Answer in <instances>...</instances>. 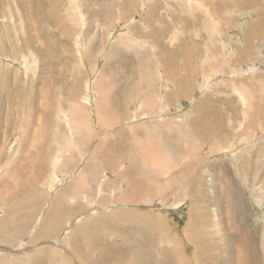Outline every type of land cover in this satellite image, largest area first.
Segmentation results:
<instances>
[{"label":"rangeland","instance_id":"1","mask_svg":"<svg viewBox=\"0 0 264 264\" xmlns=\"http://www.w3.org/2000/svg\"><path fill=\"white\" fill-rule=\"evenodd\" d=\"M246 254L264 264V0H0V264Z\"/></svg>","mask_w":264,"mask_h":264},{"label":"crops","instance_id":"2","mask_svg":"<svg viewBox=\"0 0 264 264\" xmlns=\"http://www.w3.org/2000/svg\"><path fill=\"white\" fill-rule=\"evenodd\" d=\"M36 221V219H35ZM35 223V222H34ZM119 239L115 238L114 236H111L109 234H106L105 231L101 234V238L98 239L97 241H95V245L97 246V248L100 249H110V253H103V257H111V252L114 254L111 258L113 260H115L116 257V247L119 246ZM42 250H40L41 252ZM119 251V250H117ZM101 256V255H100Z\"/></svg>","mask_w":264,"mask_h":264},{"label":"bare ground","instance_id":"3","mask_svg":"<svg viewBox=\"0 0 264 264\" xmlns=\"http://www.w3.org/2000/svg\"><path fill=\"white\" fill-rule=\"evenodd\" d=\"M235 1V0H234ZM249 1V0H248ZM252 1V0H251ZM256 1V0H255ZM198 3V2H197ZM239 3V2H238ZM252 3V2H251ZM250 3V4H251ZM254 5H256V4H254ZM241 7V6H240ZM253 8V7H252ZM222 11V10H221ZM210 15V14H209ZM260 19V18H259ZM262 20V19H261ZM263 21V20H262ZM258 23V22H257ZM261 26V25H260ZM260 29H261V27H260ZM224 54V53H223ZM178 62V61H177ZM173 71V70H172ZM168 72V71H167ZM171 74V73H170ZM224 75V74H223ZM216 79V78H215ZM241 94V93H240ZM243 100V99H242ZM74 109V108H73ZM77 110V109H76ZM74 112H76L75 111V109H74ZM81 118V117H80ZM77 119V118H76ZM75 119V120H76ZM80 120V119H79ZM78 120V121H79ZM210 123V122H209ZM79 126H82L81 125V123H80V125ZM211 128H212V126H211ZM79 133V132H78ZM80 134V133H79ZM80 135H78V137H79ZM88 136V135H87ZM211 136V135H210ZM82 140V139H81ZM81 142V141H80ZM153 146V145H152ZM154 147V146H153ZM143 150V149H142ZM159 154V153H158ZM151 156H152V154H150ZM145 161V160H144ZM146 162V161H145ZM143 166V165H142ZM152 166V165H151ZM151 169V168H150ZM167 169V168H166ZM164 170V169H163ZM161 171V170H160ZM144 173V172H143ZM161 173V172H160ZM168 173V172H167ZM84 174V173H83ZM133 174V173H132ZM148 175V174H147ZM150 176H151V174H150ZM149 178H151V177H149ZM153 178V177H152ZM168 181V180H167ZM207 182H209L208 180H207ZM210 183V182H209ZM209 183H207V184H209ZM212 183V182H211ZM206 184V185H207ZM211 185V184H210ZM151 187V186H150ZM215 187V186H214ZM220 188V187H219ZM217 189V188H216ZM227 190V189H226ZM101 191V190H100ZM122 192V191H121ZM148 192V191H147ZM16 193H18V192H16ZM100 193V192H99ZM197 198V197H196ZM242 210V209H241ZM231 215V214H230ZM71 222V221H70ZM77 222V221H76ZM222 222V221H221ZM67 224H68V222H67ZM71 224V223H70ZM73 224V223H72ZM79 224V223H78ZM78 224H77V226H78ZM66 226V225H65ZM80 226V225H79ZM214 226H221V223L219 222V220H215L214 219ZM230 226V225H229ZM235 226V225H234ZM66 228V227H65ZM222 228V227H221ZM78 229H80V227L78 228ZM237 229V228H236ZM239 229V228H238ZM77 231H79V230H77ZM219 231H220V229H219ZM221 232V231H220ZM82 234V233H81ZM221 234H222V232H221ZM219 236H220V233H219ZM191 238V237H190ZM50 239V238H49ZM239 239V238H238ZM34 241V240H33ZM57 242V241H56ZM244 242V241H243ZM203 243H205V242H203ZM58 246V245H57ZM245 247V246H244ZM66 248V247H65ZM249 249V248H248ZM66 250V249H65ZM63 251V250H62ZM68 252V251H67ZM176 252V251H175ZM59 253V252H58ZM181 254V253H180ZM239 255V254H238ZM247 255V254H246ZM240 256V255H239ZM242 256V255H241ZM28 257V256H27ZM35 257V256H34ZM62 257H63V255H62ZM241 259V262L243 263V264H245V261L246 260H248V259H250L251 258V256L249 255V257H248V255H247V259L246 258H243V257H240ZM28 259H29V257H28ZM214 259V258H213ZM180 260V259H179ZM80 261V260H79ZM240 262V263H241ZM200 263V262H199ZM248 263H250V262H248ZM63 264V263H62ZM72 264V263H71Z\"/></svg>","mask_w":264,"mask_h":264}]
</instances>
